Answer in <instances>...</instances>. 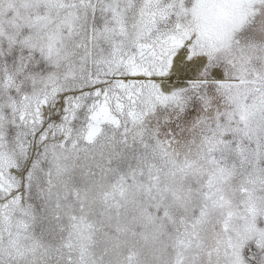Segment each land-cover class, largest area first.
Here are the masks:
<instances>
[{
  "label": "snow or ice",
  "instance_id": "1",
  "mask_svg": "<svg viewBox=\"0 0 264 264\" xmlns=\"http://www.w3.org/2000/svg\"><path fill=\"white\" fill-rule=\"evenodd\" d=\"M0 264H264V0H0Z\"/></svg>",
  "mask_w": 264,
  "mask_h": 264
}]
</instances>
